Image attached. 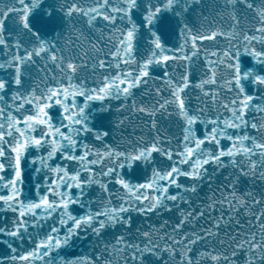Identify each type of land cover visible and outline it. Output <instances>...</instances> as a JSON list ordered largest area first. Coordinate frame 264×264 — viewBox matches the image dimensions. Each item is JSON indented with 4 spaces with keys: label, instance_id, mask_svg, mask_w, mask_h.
I'll use <instances>...</instances> for the list:
<instances>
[{
    "label": "snow or ice",
    "instance_id": "1",
    "mask_svg": "<svg viewBox=\"0 0 264 264\" xmlns=\"http://www.w3.org/2000/svg\"><path fill=\"white\" fill-rule=\"evenodd\" d=\"M42 3L0 0V264H264V0Z\"/></svg>",
    "mask_w": 264,
    "mask_h": 264
},
{
    "label": "water",
    "instance_id": "2",
    "mask_svg": "<svg viewBox=\"0 0 264 264\" xmlns=\"http://www.w3.org/2000/svg\"><path fill=\"white\" fill-rule=\"evenodd\" d=\"M52 8V14L46 15V10ZM218 10V9H217ZM203 14L208 15L209 10L207 8L203 9ZM201 12V9H193L192 12L189 14V19L190 22L193 24L194 27H198V14ZM33 21V27L41 32L42 35L45 37H53L55 36L56 33L60 32L63 29V17L62 15L55 10V0H43L42 5L40 6L39 9H37L32 17ZM10 25V21L6 22ZM170 23V16H165L164 18L161 19L159 22V29H160V34L162 36V39L168 43L170 46L171 44L177 42V37L172 34V32L168 28V24ZM68 33L65 32V35ZM247 63V61H245ZM158 74V73H157ZM147 99V98H145ZM196 100L195 97H193V105H195ZM118 107V102L113 101V111L111 115L107 114H97L100 119H106V120H113L115 118V108ZM135 123L138 125L140 122L139 120L135 121ZM161 125L163 128L168 129L169 132H175L176 129L174 126L170 127L169 123L166 119H161ZM123 135H130L133 134V126L128 125L126 126V130H123L122 132H117L116 133V138L113 139L112 137H109V142L111 143H116L119 140V136ZM138 134V132L136 133ZM224 175H227V172L224 173ZM223 181V177H220L217 179L215 185H213V190L215 191L217 187L220 186V184ZM241 190H244L246 188H253L255 191L260 190V185L259 182L255 186H253L251 181L247 182H242L241 185H239ZM218 194V193H217ZM212 195V192L209 191V187L207 183L202 186V189L199 193L200 199H194V204L195 205H200L207 196ZM213 215H219V211L217 210L216 212L213 213ZM164 219L168 218V215L166 214ZM243 220V217H241ZM151 222L159 223V220H156L155 217L152 218ZM147 221L143 223V227H147ZM201 224L204 223V221H200ZM136 226H141V220H137L136 223L133 225V233L135 232ZM206 226V225H205ZM232 230V229H229ZM93 238H83L82 240H77L76 243L74 244L73 248L70 250L69 255L70 256H76V255H85V254H92L93 253ZM5 246L0 244V253L4 252Z\"/></svg>",
    "mask_w": 264,
    "mask_h": 264
}]
</instances>
